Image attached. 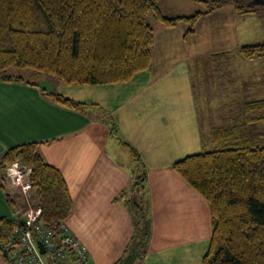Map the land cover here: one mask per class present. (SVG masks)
Returning <instances> with one entry per match:
<instances>
[{
    "label": "trees",
    "instance_id": "obj_1",
    "mask_svg": "<svg viewBox=\"0 0 264 264\" xmlns=\"http://www.w3.org/2000/svg\"><path fill=\"white\" fill-rule=\"evenodd\" d=\"M159 1L0 0V82H24L8 74L12 67L35 71L45 80L64 85L127 82L151 67L155 33L148 21L150 14L167 28L186 24L184 39L189 40L202 18L229 3L239 15L256 12L251 0H201L202 10L168 17ZM239 53L243 59L254 60L264 56V44L242 46ZM231 57L230 52L211 55L214 79L222 72V62ZM51 96L66 108L83 111V104L56 90ZM262 122L264 99L250 101L241 113L222 116L219 126L202 134L201 154L172 165L210 208L212 237L203 264H264V133L255 134L251 129ZM113 125L112 137L133 162L132 183L117 199L130 214L133 234L116 264H122L134 250L139 253L135 264H139L152 238L147 169L138 151L120 137L117 124ZM15 162L32 169L33 190L30 199H25L42 209V227L65 222L74 209L68 185L62 172L44 160L38 143L6 151L0 161L2 174ZM20 217H0V242L11 235L14 226L22 225L24 217Z\"/></svg>",
    "mask_w": 264,
    "mask_h": 264
},
{
    "label": "crops",
    "instance_id": "obj_2",
    "mask_svg": "<svg viewBox=\"0 0 264 264\" xmlns=\"http://www.w3.org/2000/svg\"><path fill=\"white\" fill-rule=\"evenodd\" d=\"M162 12L177 17L172 16L173 12L179 14L182 10ZM219 13L238 15L235 19L260 14L259 10L244 16L236 10ZM211 17L205 16L198 25H206ZM153 27L151 67L129 81L64 85L50 80L54 91L83 104V111L60 105L51 94L34 85L33 90H23L39 97L36 104L43 119L24 120L16 126L0 121V161L13 147L38 143L44 160L62 172L74 203L65 224L70 235L84 244L94 264H116L126 253L133 234L130 214L117 202L130 187L132 175L114 157L116 148L110 141L121 144L111 135L113 124H117L120 137L138 151L147 169L152 238L139 264H203L211 244L208 203L172 170L176 162L203 152L205 131L192 56L187 53L188 43L197 35L185 40L186 30L177 36L173 32L177 27L167 28L156 22ZM5 83L9 82H0V95L9 91ZM209 87L205 86L206 92ZM1 176L0 171V217L14 219L19 214L22 219L30 205L19 195L16 199L22 201L14 200L11 207L9 196L14 193L6 188L8 181ZM33 200L37 204L36 193ZM0 264H5L1 257Z\"/></svg>",
    "mask_w": 264,
    "mask_h": 264
},
{
    "label": "rangeland",
    "instance_id": "obj_3",
    "mask_svg": "<svg viewBox=\"0 0 264 264\" xmlns=\"http://www.w3.org/2000/svg\"><path fill=\"white\" fill-rule=\"evenodd\" d=\"M200 1L160 0L159 5L163 11L182 10L179 14L173 12L172 16H186L203 9ZM251 2L253 10H259L260 14L248 16L244 19H235V16L238 15L219 13L221 10H235L234 4L229 3L213 12L212 19L206 25L197 24L195 32L197 36L187 45V53L192 56L191 66L198 95L200 117L204 131L207 134L211 127L220 125L222 116L228 113L232 115L241 113L246 103L264 99V56L254 60H246L239 53L242 46L264 44V6L253 4L254 0H251ZM148 21L154 26L153 14L148 16ZM232 25L236 28L232 29ZM176 27L173 32L177 36L182 35V32L188 28L184 23H180ZM223 52H230L233 57L227 62L220 63L222 65L220 79H214V65L211 61V55ZM8 74L14 78L24 79L25 83H5L9 91H2L4 94L0 95V121L2 124L16 126L17 123L22 124L24 120L43 119L36 104L39 97L23 89L33 90L31 88H34V85L27 82L37 84L44 81L45 76L32 70L17 69L15 67L10 68ZM226 75H229V77H226ZM212 85L213 88H210ZM205 86L206 88L210 86L207 92ZM41 100L45 104V101ZM227 108L228 110H226ZM251 129L255 134L264 133V122L253 125ZM110 144H113L116 148L113 152L115 156H113L118 161H122L121 166L126 173L132 174L133 162L128 152L115 141H110ZM38 150L42 154V150ZM108 151L113 154L111 147H108ZM7 187L11 190L9 186ZM13 193L15 197L8 195L11 198L9 201L12 200L11 207L14 200H17V202L22 201L16 199L20 195L18 192L13 191ZM2 260L4 261L3 258Z\"/></svg>",
    "mask_w": 264,
    "mask_h": 264
},
{
    "label": "built area",
    "instance_id": "obj_4",
    "mask_svg": "<svg viewBox=\"0 0 264 264\" xmlns=\"http://www.w3.org/2000/svg\"><path fill=\"white\" fill-rule=\"evenodd\" d=\"M31 172V168L15 162L2 176L12 192L29 200L33 190ZM41 216L42 209L30 205L24 217L25 224L14 226L11 235L0 242V255L7 264H94L84 244L70 235L65 222L45 228L40 223Z\"/></svg>",
    "mask_w": 264,
    "mask_h": 264
},
{
    "label": "water",
    "instance_id": "obj_5",
    "mask_svg": "<svg viewBox=\"0 0 264 264\" xmlns=\"http://www.w3.org/2000/svg\"><path fill=\"white\" fill-rule=\"evenodd\" d=\"M253 4H257V5H263L264 6V0H254ZM38 88H40L42 91L46 92L47 94H51L54 91V87L52 86L50 79H46L40 83L35 84ZM22 224H25V221L22 220L21 221ZM40 248L42 250L43 253H45V249L43 244L40 242L39 243ZM138 250H134L131 254H129L124 261L122 262V264H135L137 257H138Z\"/></svg>",
    "mask_w": 264,
    "mask_h": 264
}]
</instances>
